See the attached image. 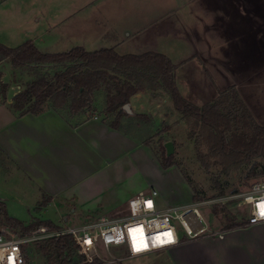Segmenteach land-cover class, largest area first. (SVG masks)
I'll return each mask as SVG.
<instances>
[{"label": "rangeland", "instance_id": "rangeland-1", "mask_svg": "<svg viewBox=\"0 0 264 264\" xmlns=\"http://www.w3.org/2000/svg\"><path fill=\"white\" fill-rule=\"evenodd\" d=\"M145 1L0 0V43L14 47L25 40H31L40 50L48 52L65 51L74 46H82L87 50L112 47L119 54H139L147 50L160 52L176 64L175 80L187 100L202 105L212 101L219 90L234 86L254 118L264 124V0H194L189 3L182 1L179 12L167 13V17L176 21V26L168 31L171 32V38H153L143 43L146 34L144 27H147L152 19L147 14L137 13L148 3ZM129 4L130 13L127 14L126 8ZM157 5L161 7L156 8L157 11L164 8V5L171 6L167 0L165 4L160 2ZM72 6L87 8H79V12L75 14L63 12ZM98 9H101V14H98ZM121 10L126 14L121 13ZM157 16L162 17L161 14ZM163 21L165 20L154 24L158 25ZM94 22L101 23L95 27L103 30L102 36L107 31H115L116 39L104 36L94 38ZM178 26L180 27L177 28ZM121 28H126L123 34L128 32L132 38L123 37L121 34L119 36ZM118 40L121 44H113ZM13 74L10 64L6 60H0V81H12ZM20 75V72H15V76ZM10 86H13V89L21 88L18 83H11ZM11 92L10 88L8 94ZM138 98L142 100H133L134 108L153 116L154 131L163 129L164 121L169 124V131L159 132L158 135L162 134L166 140L175 142L172 154L180 167H160L161 170L157 168L155 171L151 162L144 160L141 169L135 170L132 166H123L120 161L90 175L77 185L71 199L65 200L56 212L51 205L36 209L37 193H34L28 180L16 173L14 167L0 154V199L4 201L8 215L24 223H28L33 217L58 223L59 214H62L67 218L68 225H79L92 217L122 216L128 214L127 200L130 193L139 187L147 193L155 190L156 195L153 198L159 207L168 203L191 202L193 193L190 185L184 180L182 170L206 197L214 196L216 189L196 160L195 143L187 138L186 125L180 121L179 113L173 108L172 102L164 96L151 97L147 93H141ZM93 106L96 107L93 115L104 116L102 92L96 95ZM5 110L0 107L1 120L5 119ZM131 130L136 133L133 127ZM158 135L154 137L152 146ZM151 150L149 148L154 160L158 161V156L153 154L158 151L156 148L153 152ZM260 161L264 165V160ZM249 167L250 165H247L229 177L222 176V181L226 182L225 193L246 189L243 182ZM146 168L152 178L151 185L140 179L139 172L142 169L145 171ZM218 169L215 171L218 172ZM259 180L264 178L248 179L250 183ZM226 207L235 216L244 214L238 212L233 202L227 203ZM197 208L201 216L200 222L208 225L205 232L191 238L184 236V240L173 247L136 257H125V245H111L108 247L110 256L125 258L101 264L235 263L236 255L250 247L256 232L251 233L250 227L240 233L241 229H235L233 226L223 232V239H219L218 232L226 230L223 229L227 224L223 213L227 211L221 209L213 217L210 206L197 205ZM171 222L181 230L177 219H172ZM225 238L231 239L227 243ZM263 244L264 238L257 242L251 253L239 259L237 264H264ZM24 247L29 252L32 250L33 264L42 263L33 243ZM99 253L103 257L108 255L103 247L99 248Z\"/></svg>", "mask_w": 264, "mask_h": 264}, {"label": "trees", "instance_id": "trees-1", "mask_svg": "<svg viewBox=\"0 0 264 264\" xmlns=\"http://www.w3.org/2000/svg\"><path fill=\"white\" fill-rule=\"evenodd\" d=\"M0 60H6L14 72L12 81H0V102L6 101L11 83H18L21 88L13 95L9 107L19 115L38 113L49 103L54 110L72 117L89 111L93 114L96 108L93 102L102 92L103 120L108 126L127 134L133 127L134 136L143 145L150 150L156 148L158 155L151 151L158 156L161 168L180 167L173 154L165 157L162 142L166 138L158 135L159 132H168L169 124L164 121L163 129L154 131L150 113L130 115L122 109L139 93L164 96L172 102L180 121L186 125L187 138L195 143V158L216 189L215 195L225 193L226 182L222 181V176L229 177L247 165L250 167L243 182L246 188L252 184L249 178H264V165L260 161L264 160V124L254 118L238 90L228 86L219 90L212 101L196 105L187 100L177 86L176 64L160 52L119 54L112 47L87 50L82 46L48 52L40 50L31 40H25L14 47L0 43ZM15 72L21 75L17 77ZM217 168L218 172L215 171ZM181 172L190 185L192 201L206 198L192 184L189 175L184 170ZM45 205L46 202L41 201L36 209ZM212 209L215 215L221 211L217 206ZM223 214L230 221L228 215ZM40 225L59 228L49 219L36 217L24 223L8 215L5 203L0 199V227L7 226L22 234ZM233 226L230 221L224 229ZM183 240L184 236H181L180 241ZM34 245L41 264H83V257L68 234L39 240ZM31 252L23 247L26 264H33Z\"/></svg>", "mask_w": 264, "mask_h": 264}, {"label": "crops", "instance_id": "crops-1", "mask_svg": "<svg viewBox=\"0 0 264 264\" xmlns=\"http://www.w3.org/2000/svg\"><path fill=\"white\" fill-rule=\"evenodd\" d=\"M127 1L129 2V0ZM167 1L171 6L165 7L164 5V8L157 11L156 8L160 7L157 4H160V2L165 4L166 0H146L145 2L148 3L144 4L140 11L137 12L152 17L149 25L144 27L146 34L143 43L153 38L160 40L171 38V32L168 31L176 26V21L167 17V13L179 12L183 5L182 1L187 3L190 1L194 2V0ZM89 3L90 1L88 4ZM82 7L85 9L87 8V6H81L79 8ZM79 8L72 6V8L68 7L63 12L75 14L79 12ZM129 10L130 4L129 7L126 8L127 14L130 13ZM126 12L121 10V13L126 14ZM101 13V9H98V14ZM160 14L162 17L159 18L157 15ZM97 20L98 19H94V21ZM161 20L165 21L158 25L154 24ZM100 24L101 23L98 22L93 23L92 32H94V38L104 36L109 39H116L117 35H115V31H107L102 36L103 30L95 27ZM179 27L180 26L177 28ZM125 30L126 28H121V31L119 30V36L121 34L123 37L132 38L128 32L125 35L123 34ZM137 32L138 31H134V33ZM113 44L119 45L121 43L120 40H118L113 42ZM10 88L12 92L9 95ZM9 89L7 91L6 101L0 102V107L6 109L3 113L5 119H2L3 122L0 119V154L14 167L16 173L21 174L28 180L34 193H37V205L41 201H44L46 205L53 206L57 212L65 200L71 199L73 190L77 185L90 175L107 167H111L120 161L123 166H132L135 170L137 168L141 169L142 161L144 160L146 162H151L155 171L157 168L160 169L158 161L156 159L154 160L149 148L143 145L134 136V132L131 128H129L127 134L124 131L108 126L103 120V116L90 114L89 111L72 117L54 110L50 104H47L44 109L38 113L27 112L23 115H19L9 107L13 95L19 91V88L13 89V86H10ZM140 94L141 93L135 95L130 100L133 114L135 112H142L140 109L134 108L135 103L133 102V100H142V98H138ZM139 175L142 181L148 185L152 184V178L147 168L145 171L142 169ZM141 191L144 192L141 187L136 188L130 193L128 199ZM185 203L188 202L168 203L159 208L164 209L168 205ZM43 207L45 208V206ZM218 208L226 211L222 207ZM226 213L230 218L229 220L234 224V220L231 218L230 214L228 212ZM214 216L213 213V217ZM65 218L64 215L59 214L58 221H60V219L66 221L67 218ZM225 220L228 224L229 221L226 218ZM243 221L244 219L241 220V224H243ZM227 224L224 227H226ZM235 229L240 228L236 227ZM248 229L249 228L241 229L240 233ZM251 229L252 231L250 232H256V235L250 247L243 253L236 255L237 261L235 263L227 261L225 264H237L239 259L251 253V250L255 248L257 242L264 238V225H257L251 227ZM237 237L238 236H236V238ZM229 239L231 238H225L224 240L228 243ZM262 247L264 248V244Z\"/></svg>", "mask_w": 264, "mask_h": 264}, {"label": "built area", "instance_id": "built-area-1", "mask_svg": "<svg viewBox=\"0 0 264 264\" xmlns=\"http://www.w3.org/2000/svg\"><path fill=\"white\" fill-rule=\"evenodd\" d=\"M156 191L138 192L127 200L128 214L90 218L79 225H68L60 219L59 228L51 229L40 225L22 234L7 226L0 227V264H26L23 247L36 241L68 234L72 237L78 253L83 257V264H101V262L121 261L125 257H136L177 245L181 232L188 238L201 234L208 229L200 222L197 205L218 206L224 208L234 220L237 228L245 229L264 225V180L253 182L242 190L214 195L185 204L168 205L161 209L157 206ZM233 202L238 212L233 215L226 207ZM179 221L181 230L171 222ZM244 219L243 224L241 220ZM63 226H62V224ZM224 230L217 237L223 239ZM125 245V257H113L108 254V247ZM108 254L103 257L99 248Z\"/></svg>", "mask_w": 264, "mask_h": 264}, {"label": "water", "instance_id": "water-1", "mask_svg": "<svg viewBox=\"0 0 264 264\" xmlns=\"http://www.w3.org/2000/svg\"><path fill=\"white\" fill-rule=\"evenodd\" d=\"M122 109L124 110V112H126L127 114H130L132 115L133 114V111L131 109V105H130V102L128 103H125L123 106H122ZM162 145H163V148H164V151H165V157L168 158L170 155H172L173 151H174V145H173V142L172 140L168 139V140H165L162 142ZM66 219V218H65ZM64 219V220H65Z\"/></svg>", "mask_w": 264, "mask_h": 264}]
</instances>
